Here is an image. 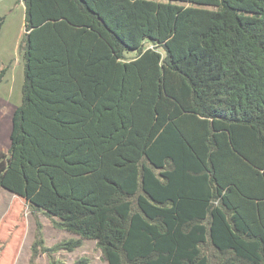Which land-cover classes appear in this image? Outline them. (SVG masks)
Segmentation results:
<instances>
[{"label":"trees","instance_id":"trees-1","mask_svg":"<svg viewBox=\"0 0 264 264\" xmlns=\"http://www.w3.org/2000/svg\"><path fill=\"white\" fill-rule=\"evenodd\" d=\"M23 4L0 189L75 235L32 256L264 264V0Z\"/></svg>","mask_w":264,"mask_h":264},{"label":"rangeland","instance_id":"rangeland-1","mask_svg":"<svg viewBox=\"0 0 264 264\" xmlns=\"http://www.w3.org/2000/svg\"><path fill=\"white\" fill-rule=\"evenodd\" d=\"M0 14L5 16L0 30V68H7L0 84V149L6 151L10 142L12 114L21 101L23 61L18 44L24 32L23 0H0ZM134 55V51L126 52V58ZM23 205L24 203L17 200L8 190L0 189V256L8 241L13 238L17 240L16 243L13 242L14 253L7 264H56L53 260L73 264L80 258H86L87 264H107L94 240H84L82 245L73 251L52 252L37 245L38 253L35 257L32 256L38 230L44 247H52L75 235L58 229L43 213L33 214ZM16 216L17 219H13Z\"/></svg>","mask_w":264,"mask_h":264}]
</instances>
